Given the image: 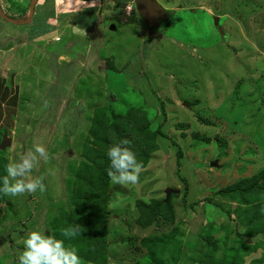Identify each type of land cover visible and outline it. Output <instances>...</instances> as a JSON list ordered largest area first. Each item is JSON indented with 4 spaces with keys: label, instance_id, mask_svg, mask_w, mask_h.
I'll return each instance as SVG.
<instances>
[{
    "label": "rangeland",
    "instance_id": "rangeland-1",
    "mask_svg": "<svg viewBox=\"0 0 264 264\" xmlns=\"http://www.w3.org/2000/svg\"><path fill=\"white\" fill-rule=\"evenodd\" d=\"M76 1L0 0V144L11 139L0 159L36 144L48 155L28 177H43L44 193L0 194V264H18L33 230L75 247L82 264H264V219L243 226L241 201L216 194L264 169V0H157L167 17L153 28L135 5L124 17L122 0ZM90 12L93 28H81ZM134 107L155 148L137 185L109 180L104 237L93 229L104 259L86 257V233L61 229L78 216L82 179L96 180L105 127ZM172 191V220L139 223V203Z\"/></svg>",
    "mask_w": 264,
    "mask_h": 264
},
{
    "label": "trees",
    "instance_id": "trees-1",
    "mask_svg": "<svg viewBox=\"0 0 264 264\" xmlns=\"http://www.w3.org/2000/svg\"><path fill=\"white\" fill-rule=\"evenodd\" d=\"M125 1L128 0H122L120 2L122 3ZM94 20L95 16L90 12L88 14L83 13L82 15L77 16L75 22L81 28L90 30L93 28L92 26L94 24ZM75 22L71 23L76 24ZM99 111L101 112V110H97V112ZM117 118H119L120 121H117ZM148 129L146 113L140 108H131L123 117L115 115L112 123H109L104 129L105 137L103 139L104 141H102L104 144L103 151H93V153L97 152L98 154L93 155L91 158L89 157L90 160L92 159L94 162V166L92 168L97 173L96 180H93V178L82 179L87 187V192L82 193L76 200H74V203L77 205V209L79 210L77 212L78 216L68 217L69 221L66 225L69 226L79 224L82 226L81 233L85 232L88 236V242L84 243V248L82 247L85 252L84 256L86 257L95 255L99 259H104V240L100 239V237L93 232V229L104 237L106 233L104 222L106 221L107 216L105 211L106 194L107 186L110 180L106 174V170L110 164L106 155L107 149L110 145L119 143L123 139H127L130 141L128 147H130V149L136 154L138 161H141L145 166L148 161V152H150L149 149L155 148L154 140L156 138V134L150 133ZM0 163L1 167H5V165H7V162L4 159H0ZM216 194L229 198V200L236 198L241 201L244 206L243 211L247 215L243 219L245 221L244 224H242L243 226H247L249 228L250 225L254 226L256 222L264 219V214L261 212V206L264 201V169L257 176H254L249 180L240 181L232 184L230 187L217 190ZM173 197H176V194H170L166 202L152 201L150 204L145 203L144 205L142 202L139 203V208H142L138 220L139 223L144 226L147 224L150 225L157 221V217L172 220ZM250 201H255L256 205L252 204ZM83 204L86 212L81 213L79 208H81ZM247 232L248 233L245 236L253 237L258 234L259 231L255 229L248 230ZM81 241L82 240H79V242ZM170 244V240L166 239L164 246H169ZM223 264H225V262H223ZM231 264H233V262ZM254 264H260V262H256Z\"/></svg>",
    "mask_w": 264,
    "mask_h": 264
},
{
    "label": "clouds",
    "instance_id": "clouds-1",
    "mask_svg": "<svg viewBox=\"0 0 264 264\" xmlns=\"http://www.w3.org/2000/svg\"><path fill=\"white\" fill-rule=\"evenodd\" d=\"M135 5V0L126 1ZM158 3V2H157ZM159 4V3H158ZM160 5V4H159ZM161 6V5H160ZM162 7V6H161ZM130 141L121 140L107 149V158L110 162L106 174L114 185H137L143 170V163L138 161L136 154L128 147ZM48 155L43 145H34L33 151L26 152L18 162H9L6 166V175L0 178V194L7 197H20L25 194L44 193L46 185L43 177L28 178L34 167L41 160H47ZM82 226L69 225L61 229V235L72 239L81 234ZM24 249L18 256V264H82L77 249L66 245L62 239L43 230L30 231L23 239Z\"/></svg>",
    "mask_w": 264,
    "mask_h": 264
},
{
    "label": "water",
    "instance_id": "water-1",
    "mask_svg": "<svg viewBox=\"0 0 264 264\" xmlns=\"http://www.w3.org/2000/svg\"><path fill=\"white\" fill-rule=\"evenodd\" d=\"M135 7L138 15L145 22L149 28L158 26L160 22L164 21L167 17V12L157 3L156 0H135ZM217 24V20L214 21ZM113 26H111V29ZM219 28V27H218ZM219 32L222 36L225 32L219 28ZM11 145V139L2 137L0 146L5 148ZM211 167H217V162L211 163ZM177 193V191H172Z\"/></svg>",
    "mask_w": 264,
    "mask_h": 264
},
{
    "label": "crops",
    "instance_id": "crops-1",
    "mask_svg": "<svg viewBox=\"0 0 264 264\" xmlns=\"http://www.w3.org/2000/svg\"><path fill=\"white\" fill-rule=\"evenodd\" d=\"M110 1H111V2H114V0H110ZM156 1H157V0H156ZM80 2H81V0H78V1H76V4H78V3H80ZM82 2H83V0H82ZM125 2H126V1H125ZM125 2H122V3L124 4ZM157 2H158V1H157ZM158 3H159V2H158ZM77 16H79V15H77ZM123 16H124V14H123ZM118 17H119V16H117L116 18H118ZM66 18H67V17H66ZM67 20H68V21H67ZM67 20H66V21L69 22V23H70V22H73V20L70 21L71 19H70V20L67 19ZM120 20H121V18H120ZM122 20H123V19H122ZM113 21H114V23H117V22H116V19H114ZM123 22H124V20H123ZM120 23H122V22L120 21ZM70 24H72V23H70ZM214 25H215V24H214ZM69 27H70V26H69ZM113 29L115 30V28H113ZM72 33H73V32H72ZM68 72H70V71H68ZM69 74H70V73H69ZM3 83H4V82H3ZM0 84H2V83H0ZM2 94H3V92L0 93V100H1V98H2ZM4 94H5V93H4ZM3 96H4V95H3ZM2 99H3V98H2ZM0 103H1V102H0ZM5 116H6V115H5ZM6 117H8V116H6Z\"/></svg>",
    "mask_w": 264,
    "mask_h": 264
},
{
    "label": "built area",
    "instance_id": "built-area-1",
    "mask_svg": "<svg viewBox=\"0 0 264 264\" xmlns=\"http://www.w3.org/2000/svg\"><path fill=\"white\" fill-rule=\"evenodd\" d=\"M124 9H125V14L129 15L130 11H131V5L129 3H126L124 5Z\"/></svg>",
    "mask_w": 264,
    "mask_h": 264
},
{
    "label": "flooded vegetation",
    "instance_id": "flooded-vegetation-1",
    "mask_svg": "<svg viewBox=\"0 0 264 264\" xmlns=\"http://www.w3.org/2000/svg\"><path fill=\"white\" fill-rule=\"evenodd\" d=\"M217 28V27H216Z\"/></svg>",
    "mask_w": 264,
    "mask_h": 264
}]
</instances>
